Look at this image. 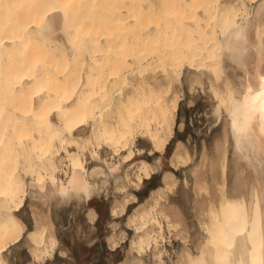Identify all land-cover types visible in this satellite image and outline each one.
<instances>
[{
    "label": "bare ground",
    "instance_id": "1",
    "mask_svg": "<svg viewBox=\"0 0 264 264\" xmlns=\"http://www.w3.org/2000/svg\"><path fill=\"white\" fill-rule=\"evenodd\" d=\"M187 69L191 81L209 78L229 129L212 155L203 148L189 191L164 172L129 217L136 235L120 264H146L150 250L155 264H168L165 222L182 240L179 264H264V0H0V264H15L10 249L25 234L29 264L41 245L42 259L53 254L59 240L44 202L52 191H89L88 149L107 165L134 162L113 213L137 202L129 187L158 164L135 162L145 149L135 146L146 139L149 155L165 152L182 99L174 87ZM228 132L244 160L239 174L230 168L238 176L222 142ZM191 149L179 140L171 167L191 166ZM29 187L42 205L32 230L18 215Z\"/></svg>",
    "mask_w": 264,
    "mask_h": 264
},
{
    "label": "rangeland",
    "instance_id": "2",
    "mask_svg": "<svg viewBox=\"0 0 264 264\" xmlns=\"http://www.w3.org/2000/svg\"><path fill=\"white\" fill-rule=\"evenodd\" d=\"M146 72L160 75L164 70L163 67H150ZM240 72L241 69L238 67V73ZM133 73L132 70H128L129 76H132ZM189 77L190 73L187 69L182 82L176 84V88L174 87L177 95H180L182 99L180 100L176 119L175 136L168 144L165 152L149 155V149L146 148H151V144L146 139H140L135 146L136 150L145 148L144 154L136 155L135 162L145 158L158 164L157 173L151 179L146 180L140 188L129 187L130 192L137 196V202L130 204L124 212L121 207H117V214L113 213L116 199H122V194L118 192L117 186L126 184V170L134 162L121 164L117 157L113 160V163L107 165L102 159H93L90 150H86V157L84 158L87 161L89 174L86 173L85 178L89 191L76 192L74 189L68 188L65 191H52L49 194V197L44 202L43 209L49 211L59 241L52 251L53 254L45 259L41 258L44 247L41 245L40 249H38L40 257L39 260L37 259L36 264H120L127 258L136 235L135 226L129 222V217L141 202H145L148 199L150 201L153 189L162 186L164 172L166 170L173 171L179 178L180 186H186L188 191L193 187L194 175L191 172V167L195 164L194 162H199L202 159L205 148H207L209 154L210 152L214 153L212 149L214 140L217 137L223 138L221 136H225L223 130L225 127L229 129V124L225 125L229 116L226 115L227 112L224 105L220 104V101L215 96L208 77L204 76L202 79L193 81ZM237 80L241 81L244 79ZM231 127L230 129H232ZM228 133L227 139H229L226 140L227 142L221 141L225 145L227 144L224 147L228 149V168L230 171V168L231 170L235 169L236 164L244 160L238 159V149L234 136ZM179 140L184 141L192 148L191 150L195 156L191 166L180 167V170H176L171 167L170 158ZM210 147L212 151H210L211 149L209 150ZM101 154L103 157L110 158V155H107L103 150ZM62 165L61 167L66 168L64 164ZM115 166L120 168L117 171H112L111 168ZM237 166L239 167L240 165ZM101 167L106 171V174L96 177L90 175L94 169H100ZM238 167H236L234 172L237 173L238 171L239 174L242 166ZM132 170L134 169H131V172H133ZM234 172L230 171V175L238 176ZM240 173L242 172L240 171ZM134 176L135 174L133 173V180L136 179ZM239 176V178L241 176L246 178L242 174ZM58 177L67 184L63 170L58 172ZM233 178L236 182L239 180L238 177V180H236V177ZM28 180L31 182L30 176H28ZM240 180L246 181V179ZM236 189L241 190L238 189V186ZM41 206L38 196L33 193V188L29 187V195L25 201V206L18 212V215L27 225L26 230L36 228V218L39 219L36 212L42 208ZM197 229L202 232L200 226ZM164 232L166 235V242L164 243L172 258L165 256V260L168 264H179L178 254L182 250V240L178 239L179 236L176 237L175 231L170 233L166 222L164 223ZM49 249L52 250V247L49 246ZM10 251L9 257L15 264H29L32 261L30 243L26 234ZM146 264H155L151 250L148 251L146 256Z\"/></svg>",
    "mask_w": 264,
    "mask_h": 264
},
{
    "label": "snow or ice",
    "instance_id": "3",
    "mask_svg": "<svg viewBox=\"0 0 264 264\" xmlns=\"http://www.w3.org/2000/svg\"><path fill=\"white\" fill-rule=\"evenodd\" d=\"M262 95H264V93H262Z\"/></svg>",
    "mask_w": 264,
    "mask_h": 264
}]
</instances>
